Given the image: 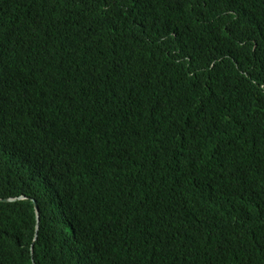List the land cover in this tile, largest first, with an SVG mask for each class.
Listing matches in <instances>:
<instances>
[{"label":"trees","instance_id":"16d2710c","mask_svg":"<svg viewBox=\"0 0 264 264\" xmlns=\"http://www.w3.org/2000/svg\"><path fill=\"white\" fill-rule=\"evenodd\" d=\"M17 196L0 264H264V0H0Z\"/></svg>","mask_w":264,"mask_h":264},{"label":"water","instance_id":"95a60500","mask_svg":"<svg viewBox=\"0 0 264 264\" xmlns=\"http://www.w3.org/2000/svg\"><path fill=\"white\" fill-rule=\"evenodd\" d=\"M22 198H25V196H17V197H6V198H3V199H0L1 201H4V202H12V201H16V200H19V199H22ZM34 202V207H35V212H36V220H37V224H36V228H35V236H34V239L37 238V235H38V230H39V208H38V205L36 203V201H33ZM33 248H34V244L31 245V251H33Z\"/></svg>","mask_w":264,"mask_h":264}]
</instances>
